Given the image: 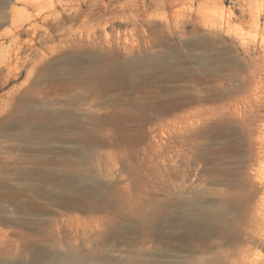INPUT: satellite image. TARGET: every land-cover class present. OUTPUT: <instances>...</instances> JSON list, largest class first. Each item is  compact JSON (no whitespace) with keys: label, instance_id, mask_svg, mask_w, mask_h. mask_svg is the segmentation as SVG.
<instances>
[{"label":"rangeland","instance_id":"obj_1","mask_svg":"<svg viewBox=\"0 0 264 264\" xmlns=\"http://www.w3.org/2000/svg\"><path fill=\"white\" fill-rule=\"evenodd\" d=\"M3 190L8 264H264V0H0Z\"/></svg>","mask_w":264,"mask_h":264},{"label":"bare ground","instance_id":"obj_2","mask_svg":"<svg viewBox=\"0 0 264 264\" xmlns=\"http://www.w3.org/2000/svg\"><path fill=\"white\" fill-rule=\"evenodd\" d=\"M14 54H16V53H14ZM16 56V55H15ZM44 111L42 112V111H34V112H32L31 114H29V116L28 117H30L29 119H31L32 117H35V116H43L44 115ZM38 125H40V127H41V125H42V123L41 124H38ZM75 127H76V125H74ZM82 137V134H80L79 135V138H81ZM78 190H80V191H83V192H85L86 191V187L84 186V184H83V182L81 183V182H79V184H78ZM5 199H8V200H10V201H13V200H15V194L14 193H10V192H8L7 190H3V191H0V200H5ZM66 203H68V205L69 204H72L71 202H66ZM75 203V202H74ZM83 206V205H82ZM5 211V208H4V205L3 204H1L0 203V212L2 213V212H4ZM189 215H190V213H188ZM192 214V213H191ZM193 217V216H192ZM194 218V217H193ZM196 218V217H195ZM194 218V219H195ZM0 220H1V222H3V223H11V224H15L16 223V220L15 219H13V218H9V217H5V216H3V214H0ZM186 223V222H185ZM192 223H193V221H192ZM189 224H191L190 222H189ZM195 224V223H194ZM187 225V224H186ZM192 231V230H191ZM13 233H16V231L15 230H13ZM56 258L54 257L52 260H51V262L52 263H50V264H55L56 263ZM0 264H8L7 263V261L6 260H4V259H2V258H0ZM63 264H85L83 261H74V260H72V259H70V256H67V257H65L64 258V261H63Z\"/></svg>","mask_w":264,"mask_h":264}]
</instances>
